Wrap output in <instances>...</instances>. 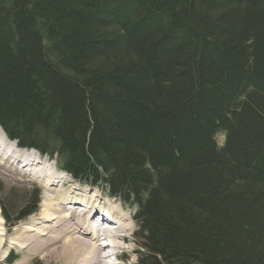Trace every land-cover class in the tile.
Masks as SVG:
<instances>
[{
    "label": "trees",
    "instance_id": "16d2710c",
    "mask_svg": "<svg viewBox=\"0 0 264 264\" xmlns=\"http://www.w3.org/2000/svg\"><path fill=\"white\" fill-rule=\"evenodd\" d=\"M0 127L135 208L138 264H264V0H0Z\"/></svg>",
    "mask_w": 264,
    "mask_h": 264
},
{
    "label": "bare ground",
    "instance_id": "6f19581e",
    "mask_svg": "<svg viewBox=\"0 0 264 264\" xmlns=\"http://www.w3.org/2000/svg\"><path fill=\"white\" fill-rule=\"evenodd\" d=\"M0 132V169L7 176L31 177L52 194L44 196L38 216L21 222L12 232L0 216V264L5 263L10 248L11 257L16 258L12 264H120L108 258L125 255L126 246L122 245V251L120 241L128 239L124 232L132 228V215L120 214L113 205L101 202L99 193L87 192V185L82 189L69 185L63 191L57 190L58 184L68 183L66 178L54 171L45 173L44 166L35 163V151L16 150L1 128ZM6 163L14 164V168L5 167ZM101 212L118 215V223L90 225L94 215Z\"/></svg>",
    "mask_w": 264,
    "mask_h": 264
},
{
    "label": "rangeland",
    "instance_id": "374dc122",
    "mask_svg": "<svg viewBox=\"0 0 264 264\" xmlns=\"http://www.w3.org/2000/svg\"><path fill=\"white\" fill-rule=\"evenodd\" d=\"M219 141H220V143L222 142L220 137H219ZM10 144H11V142H10ZM16 150H19V149H16ZM33 154H34L33 156L36 157L35 163H41V166H44L45 173H49L51 171H54L56 174L58 173L57 175L61 174L60 175L61 177L63 176L64 178H66V181L68 183L64 184V185L58 184L55 187L57 190L63 191L66 188H68L69 185L77 187V183L75 182V179L73 177H71L70 175L65 174V172L62 171V167H60V165L58 164L59 161L56 160V158L47 159L48 156L41 154L39 152H37V153L33 152ZM1 159H2V157L0 156V161H1ZM7 166H9V168H14V164H12V163H6L5 167H7ZM18 168H19L18 166H15V169H18ZM3 171H4L3 169H0V183L2 185V190L0 192V204H1V202H6L7 200L11 201L13 203L14 207H18L17 212H20L24 208L25 202H26L27 198L30 196V193H33V192L37 193L38 198H39L38 209L36 212L32 213L31 215H29L25 219H21L18 222L14 223L13 226H10V223L7 221L9 229L12 232L13 229L16 228L17 225L21 224V222L28 221L30 219V217L32 218L34 216V218H35V216H38L36 213L38 212L41 203L44 201V196L45 195H52V194L49 193L48 191H46L41 185H39V183L37 181L32 180L31 177L25 176V177L20 179V177L17 175H13V177L7 176ZM84 187H86V186H84ZM85 189L86 190L88 189L87 192L94 191V192L99 193V195H100L99 200H101V202L103 201V203H105V204L110 205L109 203H107L103 200V197L105 198L107 196L104 190H101L100 188L92 189L90 187L85 188ZM126 207H128V206H126ZM124 209H126V208H124ZM19 215L20 214H17L16 216H19ZM0 216L4 220L1 207H0ZM14 218H15V215L9 214V220L10 221H12ZM37 222H38V224H40V219H38ZM134 222L132 224L131 230L124 232V234L127 235L128 239L127 240L124 239V240L120 241L122 251H124V247L122 245L126 246L125 251H124L125 255L123 257H120L119 259H117V261L120 264H138V258H139L138 253L141 252L142 248L139 245L141 243V240L138 237H136V235H135L136 226L134 225ZM122 227L123 226H121V228ZM123 230L121 229V232H123ZM129 248H132V250L129 251ZM11 252H13L12 248H10L8 250V253L5 257V263L4 264H9L11 258H13V257H11L13 255V254H11ZM12 260L16 261V258H13ZM108 260L111 261V258H108ZM38 262H37V264H39ZM40 264H42V263H40Z\"/></svg>",
    "mask_w": 264,
    "mask_h": 264
}]
</instances>
